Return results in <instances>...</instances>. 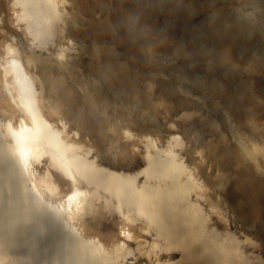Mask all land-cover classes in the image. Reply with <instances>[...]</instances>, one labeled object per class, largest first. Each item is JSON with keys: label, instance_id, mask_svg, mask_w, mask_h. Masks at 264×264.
<instances>
[{"label": "bare ground", "instance_id": "bare-ground-1", "mask_svg": "<svg viewBox=\"0 0 264 264\" xmlns=\"http://www.w3.org/2000/svg\"><path fill=\"white\" fill-rule=\"evenodd\" d=\"M75 1L94 13L107 0ZM185 1L119 0V25L123 27L121 22L127 20L126 12H134L136 19L158 25L148 38L161 42V48H167V36L173 34L178 42H171L179 43L182 53L190 55L189 49L198 58L202 54L201 59L208 55L210 70L232 64L225 74L232 83L244 70L264 68V0L259 12L240 6L221 11L211 0H204L198 7L206 1L215 8L209 15L202 10L206 14L200 15H208L204 22L194 21L201 9L196 1ZM2 2L0 25L8 21L7 0ZM9 2L13 23L23 28L32 49L23 54L14 38L0 41V264H129L130 257L143 254L160 264L161 253L178 250L188 264H264L260 256L253 259L245 254L238 236L210 226V214L200 202L202 184L182 155L179 133H172L164 144L147 133L139 142L144 165L133 172L100 163L92 146L80 138L81 128L103 135L110 126L99 124L94 113L113 105L133 123L145 126L150 119L152 104L134 86L128 66L109 61L116 55L115 48L99 45V40H111V33L102 30L101 24L91 30L102 34L93 37L98 44L81 65L107 81L112 104L101 93L86 89L78 77H73L74 84L52 81L51 65L66 69L77 63L79 31L77 25L72 27L76 20L71 0ZM174 2L180 17L170 11ZM56 44L53 64L42 60L37 51L49 52ZM45 106L58 113L56 120L47 117ZM237 107L250 143L236 138L235 159L237 163L245 159L264 182V128L247 121L253 106ZM131 122L120 129V140L135 137ZM127 151L121 145L120 154ZM244 183L238 182L231 191L232 200L243 211L250 207ZM132 240L135 246H130Z\"/></svg>", "mask_w": 264, "mask_h": 264}, {"label": "rangeland", "instance_id": "rangeland-1", "mask_svg": "<svg viewBox=\"0 0 264 264\" xmlns=\"http://www.w3.org/2000/svg\"><path fill=\"white\" fill-rule=\"evenodd\" d=\"M107 1L106 4H102L101 9L91 13V10L84 11L75 0H71L72 5H77V8L75 5H70L76 20L72 27L75 28V25L79 27L76 26L78 30L75 29V31H79L76 33L80 39H77V43H79L78 54L76 53L75 58L77 63L66 69L51 65L52 81L59 82L63 79L74 84L73 77H78L86 84V89L89 87L92 91L101 93L104 100L111 102V97L107 93V81L82 66L83 62L89 61L90 53L95 50L98 44V41L93 37L102 34L97 30H91L101 24L102 30H107L108 35L111 33L114 40L113 38L105 41L99 40V45L115 48L116 55L110 56L109 61L128 66L127 69L131 71V81L134 86L143 95L145 94L152 104L148 110L150 119L145 126L133 123L131 120L121 117L119 106L113 105L105 112L94 113L99 124L110 126L106 132L96 136L98 133H91L85 128H81L78 130L80 138L92 146L100 163L116 170L133 172L144 165V149L139 142L145 138L147 133L162 144L166 143L172 133H179L181 143L184 145L182 155L202 184L203 191L200 202L205 211L210 214V226L215 227L222 234L230 232L234 236H238L237 239L242 242L245 254L253 259L257 256L264 259V182L260 181L259 175L245 159L243 162L237 163L234 155V152L239 150L236 138L241 141L246 140L247 144L250 143L246 138V123L238 118V105L241 104L243 109L253 106L252 111L247 114V121L252 122V125L256 127L264 128V68L244 70V73L241 74L242 77H237L232 83L225 77L232 64L229 63L228 67L223 69H218L217 66L216 69L211 67L210 70L205 58L208 55L203 54L205 57L201 59L202 54H198L199 59L197 53L193 54L194 52L189 49L186 50L191 53L190 55L182 53L183 51L177 43L178 40L173 34L167 36V48L163 49L161 42L154 41L152 37L148 38L151 33L157 32L158 25L156 26L143 18L136 19L134 12L128 11L126 12L127 20L121 22L123 27H120L118 21L120 16L118 12L119 0ZM190 1L186 0L185 2ZM194 1H196L194 3L197 7L204 2V0ZM206 1L210 2V0ZM211 2V5L215 3L216 9L219 6L218 9L221 11H227L225 9L227 6L229 9L240 6L237 8L246 9L249 12L261 11V0H256L257 4L255 0H211ZM175 3L177 4L174 2L170 11L178 16L180 14L177 11L179 6H175ZM2 4L4 3H0V9ZM206 4L202 8L198 7L201 9L195 17L199 19L194 17V21H206L209 13L213 9L215 10L214 6H209L210 3L207 4L208 7L205 6ZM110 6L112 7L110 8ZM250 6L252 9L249 8ZM258 7H260L259 10ZM203 9L208 12V15L204 16L206 12H202ZM6 12L8 21H4V24L0 25V41L14 38L20 52L25 54L32 48L23 28L15 26L13 23V12L9 0L6 3ZM0 13L2 14L1 11ZM200 13L204 14L200 15ZM76 14L80 15L77 17ZM106 22H109L110 26L107 27L104 24ZM115 31L116 33H113ZM115 36L117 37L115 38ZM174 39L177 41L176 44L171 42ZM262 44L264 46V43ZM57 48L56 44L49 49V52L37 51V53L44 58L42 60L53 64L52 60ZM234 61H232L233 64ZM147 86L150 90L147 89ZM51 99L48 95L46 102H51ZM59 103L64 106L63 101L59 100ZM45 112L51 120H56L58 117V113L52 107L45 106ZM129 122L133 125L135 137L122 141L120 140V129ZM70 126L71 129H75V123H71ZM112 128L113 130H111ZM121 145H125L128 149L126 155L120 154ZM240 180H245L244 186L249 184V188H245V186L246 190L243 191V194L250 200V207L247 206L245 211L232 200V192L235 185L241 182ZM135 245L136 241L132 240L130 246ZM178 251L161 253L158 257L160 264H188L187 261H183L184 252ZM128 262L129 264H154L152 259L150 260L145 254L138 257L132 256Z\"/></svg>", "mask_w": 264, "mask_h": 264}]
</instances>
